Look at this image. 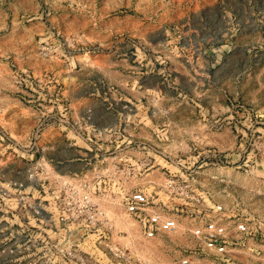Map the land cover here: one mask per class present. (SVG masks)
I'll return each instance as SVG.
<instances>
[{"label": "rangeland", "instance_id": "1", "mask_svg": "<svg viewBox=\"0 0 264 264\" xmlns=\"http://www.w3.org/2000/svg\"><path fill=\"white\" fill-rule=\"evenodd\" d=\"M57 109L47 157L64 179L99 187L123 247L111 264H178L182 231L141 240L120 196L155 197L167 174L189 170L202 194L237 198L260 220L229 260L203 263L264 264V0H0V123L22 138Z\"/></svg>", "mask_w": 264, "mask_h": 264}, {"label": "built area", "instance_id": "2", "mask_svg": "<svg viewBox=\"0 0 264 264\" xmlns=\"http://www.w3.org/2000/svg\"><path fill=\"white\" fill-rule=\"evenodd\" d=\"M56 111L38 118L22 138L0 123V256L11 263L93 264L80 246L90 244L111 264V255L123 247L112 240L118 231L113 232L99 187L89 191L79 179H64L47 157L51 146L43 133L63 123ZM255 146L264 154V140ZM252 152L250 144L246 155ZM15 159L22 165L16 167ZM154 189L155 197L143 187L124 192L121 209L135 222L141 240L162 241L181 230L187 244L178 264H204L208 257L227 261L234 248L258 232L259 217L244 202L232 198L223 204L202 194L197 171L167 174Z\"/></svg>", "mask_w": 264, "mask_h": 264}, {"label": "crops", "instance_id": "3", "mask_svg": "<svg viewBox=\"0 0 264 264\" xmlns=\"http://www.w3.org/2000/svg\"><path fill=\"white\" fill-rule=\"evenodd\" d=\"M40 106H41V107H44V105H43V104H40Z\"/></svg>", "mask_w": 264, "mask_h": 264}, {"label": "bare ground", "instance_id": "4", "mask_svg": "<svg viewBox=\"0 0 264 264\" xmlns=\"http://www.w3.org/2000/svg\"><path fill=\"white\" fill-rule=\"evenodd\" d=\"M132 228V227H131ZM133 231V230H132Z\"/></svg>", "mask_w": 264, "mask_h": 264}]
</instances>
